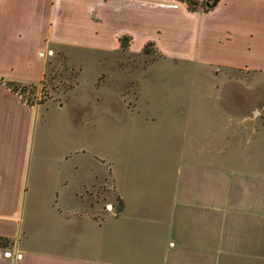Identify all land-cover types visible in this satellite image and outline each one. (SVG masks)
I'll list each match as a JSON object with an SVG mask.
<instances>
[{"label": "crops", "instance_id": "obj_1", "mask_svg": "<svg viewBox=\"0 0 264 264\" xmlns=\"http://www.w3.org/2000/svg\"><path fill=\"white\" fill-rule=\"evenodd\" d=\"M151 1L0 0V236L8 240L0 264H264V177L181 175L170 160L154 175L141 174L143 163L117 168L94 146L97 131L83 128V112L60 122L63 140L46 151L45 129L37 131L45 103L22 99L21 87L34 94L43 79L41 52L65 45L139 53L147 39L133 47L117 26L149 15L157 25L150 40L164 59L264 73V0H217L206 11L159 0L149 12ZM75 98L57 104L86 106L93 121L92 104L104 96ZM110 98L108 112L133 116L124 98ZM143 131L126 130L125 148L135 147L133 137L147 145ZM41 229L49 231L45 241Z\"/></svg>", "mask_w": 264, "mask_h": 264}, {"label": "rangeland", "instance_id": "obj_2", "mask_svg": "<svg viewBox=\"0 0 264 264\" xmlns=\"http://www.w3.org/2000/svg\"><path fill=\"white\" fill-rule=\"evenodd\" d=\"M158 1L149 2V12L156 10L151 7L158 6ZM194 1L205 4L208 0ZM151 17L117 26L133 36V47L147 39L139 53L94 55L65 45H53L41 52L45 59L43 79L33 88L34 94L24 91L21 95L27 104L45 103L44 119L37 123V131L45 129L43 147L55 151L63 140L60 134L64 135L60 122L83 112V128L99 133L92 139L94 146L108 153L105 163H115L117 168L127 161L143 163L146 168L141 174L154 175L159 170L157 163L170 160L178 161L181 175L234 179L251 173L264 177V73L164 59L153 41L157 25ZM124 37L128 47L121 49L126 50L131 37H120V47ZM76 89L78 94L74 95ZM98 94L104 100L92 104L93 121L86 106L76 110L70 99L64 107L57 104L65 95L76 102L75 96L90 99ZM113 96L127 101L132 117H125L118 107L113 113L107 111L113 108L108 103ZM133 126L145 130L142 138L148 144L133 137L135 147L127 149L124 135ZM109 129L116 134L109 135ZM203 162L207 167L198 165ZM185 163L190 166L185 167ZM48 232L39 231L43 241L48 239Z\"/></svg>", "mask_w": 264, "mask_h": 264}, {"label": "trees", "instance_id": "obj_3", "mask_svg": "<svg viewBox=\"0 0 264 264\" xmlns=\"http://www.w3.org/2000/svg\"><path fill=\"white\" fill-rule=\"evenodd\" d=\"M184 1L187 4V8L190 11H197V10H201V11H206L210 8L213 7L212 2L213 1H217V0H208L205 4L204 3H196V1L194 0H181ZM128 47V39L127 37H124L123 39H121V48L125 49ZM147 47L144 48V52L147 53ZM25 88L21 87L20 92H24ZM8 244V240L5 237H1L0 236V246H6Z\"/></svg>", "mask_w": 264, "mask_h": 264}, {"label": "water", "instance_id": "obj_4", "mask_svg": "<svg viewBox=\"0 0 264 264\" xmlns=\"http://www.w3.org/2000/svg\"><path fill=\"white\" fill-rule=\"evenodd\" d=\"M216 2H217V1H213V2H212V5H215V4H216Z\"/></svg>", "mask_w": 264, "mask_h": 264}]
</instances>
